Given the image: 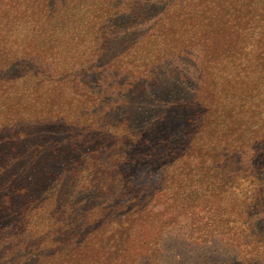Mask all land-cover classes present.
Listing matches in <instances>:
<instances>
[{"label": "trees", "instance_id": "16d2710c", "mask_svg": "<svg viewBox=\"0 0 264 264\" xmlns=\"http://www.w3.org/2000/svg\"><path fill=\"white\" fill-rule=\"evenodd\" d=\"M34 4H0V264H264V0Z\"/></svg>", "mask_w": 264, "mask_h": 264}, {"label": "rangeland", "instance_id": "374dc122", "mask_svg": "<svg viewBox=\"0 0 264 264\" xmlns=\"http://www.w3.org/2000/svg\"><path fill=\"white\" fill-rule=\"evenodd\" d=\"M32 1L33 0H0V4L1 3L14 4L16 6H21L23 9L28 8V9H30L28 11L31 12L37 8L36 4L32 5ZM37 9H39V8H37ZM5 10H7V12ZM5 12L10 13L11 10L7 7L2 8L0 6V16H4ZM232 25L233 24H230V26H232ZM233 29H235V28L229 29L226 27V29H223L224 35L228 34L230 32L233 33ZM1 34H2V32L0 31V35ZM201 43H202L201 47L205 48V50H208V49H210V46H208L207 43L208 44H211V43L214 44V40H210V41L205 42V43L201 42ZM260 52H262V54H263L262 56L264 57V45L263 44L261 46ZM258 58H259L260 62H262V63L264 62V58H261V57H258ZM263 69H264V67H263ZM160 172H161L160 169H157V168L151 169L147 165H145L143 168L138 170L136 175L134 176L135 183L137 185H141V184H147V183L152 182V181H156L157 178L159 177ZM167 243L172 248L176 247L178 252L181 253V255L183 256V264H185L188 259L197 255L200 252L199 248H197L195 246H189L188 243L186 241H184L183 236L179 232H176V231H170L167 234ZM197 249H198V251H197ZM205 249H207V248H205Z\"/></svg>", "mask_w": 264, "mask_h": 264}]
</instances>
